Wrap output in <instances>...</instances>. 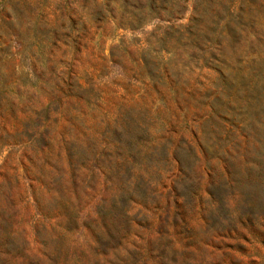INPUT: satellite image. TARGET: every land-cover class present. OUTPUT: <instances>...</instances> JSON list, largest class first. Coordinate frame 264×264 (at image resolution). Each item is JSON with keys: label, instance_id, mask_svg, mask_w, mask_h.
Returning a JSON list of instances; mask_svg holds the SVG:
<instances>
[{"label": "rangeland", "instance_id": "374dc122", "mask_svg": "<svg viewBox=\"0 0 264 264\" xmlns=\"http://www.w3.org/2000/svg\"><path fill=\"white\" fill-rule=\"evenodd\" d=\"M186 139L264 159V0H0V264H264V180L243 159L247 215L171 240L109 247L93 201L66 235L35 207L74 170L87 193L122 163L171 184Z\"/></svg>", "mask_w": 264, "mask_h": 264}, {"label": "trees", "instance_id": "16d2710c", "mask_svg": "<svg viewBox=\"0 0 264 264\" xmlns=\"http://www.w3.org/2000/svg\"><path fill=\"white\" fill-rule=\"evenodd\" d=\"M183 144L190 151L188 160L173 157L178 164L171 169V184L157 179L159 168L136 169L134 165L122 163V167L115 169L121 174L119 180L110 176L109 184L99 182L98 190L87 193L93 187L80 182L74 170L69 177L70 184L63 177L47 183V188L55 190L56 194L53 209L47 210L43 204L42 191L34 192L35 207L41 213L61 217L62 231L66 235L84 227L82 214L93 201L96 216L90 226L97 242L109 247L132 240L144 241L156 234L171 240L174 231L188 230L198 219L209 222L221 215L230 217L243 211L247 215L252 197L245 190L236 161L243 159L248 167V149L234 145L216 156H209L199 140L186 139ZM263 164L264 159H260L257 167L250 165V168L259 171L264 180Z\"/></svg>", "mask_w": 264, "mask_h": 264}]
</instances>
